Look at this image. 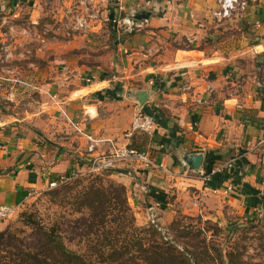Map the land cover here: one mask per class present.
<instances>
[{"label":"crops","instance_id":"0c3cea01","mask_svg":"<svg viewBox=\"0 0 264 264\" xmlns=\"http://www.w3.org/2000/svg\"><path fill=\"white\" fill-rule=\"evenodd\" d=\"M19 1L34 9L40 0ZM246 1L247 11L238 17L252 45L224 55L181 45L212 24L213 0H114L101 17L146 11L150 18L143 31L122 42L114 38L111 78L79 65L80 73L93 77L80 83L71 78L74 68L62 69L44 87L49 98L33 119L0 113V205L19 206L49 181L84 171L93 157L127 146L144 150L164 168L123 162L113 169L110 179L125 188L136 221L147 215L142 207L159 202L154 198L166 199L164 220L173 217L174 206L207 219L263 212L264 0ZM139 93L146 95L142 103ZM155 109L164 118L152 135L129 134L133 115L157 114ZM195 155L201 157L197 170L191 166ZM232 159L234 169L210 186L202 181L205 171ZM135 185L147 186L152 196L146 200ZM22 192L27 196L17 204Z\"/></svg>","mask_w":264,"mask_h":264},{"label":"rangeland","instance_id":"374dc122","mask_svg":"<svg viewBox=\"0 0 264 264\" xmlns=\"http://www.w3.org/2000/svg\"><path fill=\"white\" fill-rule=\"evenodd\" d=\"M76 2L77 0H70L67 6L63 2L40 0L34 9L33 5H23L19 0L18 7L11 9L8 8L10 3L0 5L1 114L9 113L19 119H33L34 112L45 108L43 104L49 98L44 87L53 82L62 69L67 71L66 68H74L75 72L71 78H76L80 83H85L84 79L89 73H80L77 69L79 65L90 67L96 72L102 71L108 78L114 75L115 69L111 68L110 64L115 60L114 38L117 35L113 36L109 22L106 21L107 12L100 16L101 11L107 10L111 3L100 9L99 18L92 20L89 28L70 31L68 27L72 26L73 22L75 24V19L81 16L82 9L78 8L80 4ZM72 5L74 7H71ZM13 13L16 14L15 17L12 16ZM209 17L212 24L203 26V34L201 32L199 37L197 35L196 41L190 39L192 42L188 40L184 41V45L181 43L183 47H197L207 53L218 52L227 55L233 52V49L244 50L252 45L251 41H245L243 38L245 33H242L241 17L221 23L211 15ZM261 69L263 71V68ZM104 184L109 185V182L104 181ZM56 189L59 190L60 186L53 190ZM48 191L51 190L46 187L32 191L8 219L0 222V231L11 233L15 244L32 248L39 244L43 228L56 227L70 249L85 252L87 241L84 231L91 214L87 211L77 212L74 199L68 198L63 202L59 199L61 196H47ZM157 203V223L165 230L164 235L169 240L161 233L160 236L165 241L175 242L180 251L181 247L192 245L193 240L190 237H177L173 230L193 232L192 235H198L201 230L202 235L194 238V243L199 245L200 254L207 250L209 256L205 261L208 264L217 263L219 250L232 252L246 262L264 264V211L250 218L225 214L223 219H207L189 208L177 209V206H174L173 217L164 220L160 214L161 204ZM147 206H154V201ZM130 208L135 216L133 208ZM144 208L141 210L147 215L136 221L139 227L150 225L149 209ZM188 248L192 249L191 246Z\"/></svg>","mask_w":264,"mask_h":264},{"label":"trees","instance_id":"16d2710c","mask_svg":"<svg viewBox=\"0 0 264 264\" xmlns=\"http://www.w3.org/2000/svg\"><path fill=\"white\" fill-rule=\"evenodd\" d=\"M10 1L12 8L15 0ZM109 16L113 17L112 12ZM109 26L112 29L110 22ZM112 32L114 36L116 33L113 29ZM155 113L157 114L147 115L152 116L158 123L163 116L156 109ZM212 168L205 171V174ZM112 172L113 169H110L99 174L82 176L74 182L60 186L59 190H51L46 194L51 198L61 196L59 199L63 202L72 198L76 201L77 212L87 211L91 214L84 231L87 241L85 252L70 249L56 227L43 228L39 244L32 248L15 244L12 234L4 230L0 231V264H208L205 261L209 256L207 250L200 254L199 245L194 243V238L202 235L201 230L198 231V235L173 230L177 237H190L193 240L192 245L188 243L189 245L181 247L180 251L175 242L163 240L153 226H137L136 218L127 202L126 190L121 184H116L110 179ZM224 174H227V171L211 175L206 184L210 186L213 178ZM229 176L232 175L226 178ZM104 181H108L109 185H105ZM26 196V192L18 193L17 204ZM150 196L152 194L148 191L145 199L148 200ZM154 199L160 202L161 209L165 208L166 199ZM205 239L204 236L203 240ZM189 246L192 249H189ZM204 248L206 249L205 245ZM216 264L261 263L246 262L241 256L219 250Z\"/></svg>","mask_w":264,"mask_h":264},{"label":"built area","instance_id":"2783aa9c","mask_svg":"<svg viewBox=\"0 0 264 264\" xmlns=\"http://www.w3.org/2000/svg\"><path fill=\"white\" fill-rule=\"evenodd\" d=\"M54 2H63L66 3V0H53ZM70 1V0H69ZM114 0H77L80 4L81 8V16L76 18L75 24L68 27L70 31H79V29H87L89 28V23L99 18V11L97 8L99 6L105 7L106 4L113 3ZM216 8L211 12V16L218 22H224L231 20L234 17H238L240 15H244L248 8V3L246 0H213ZM76 2V3H77ZM76 3H74L76 5ZM73 4V5H74ZM71 7H74V6ZM13 7H18V0H15V4ZM76 7V6H75ZM118 11H123L122 7H117ZM80 10V9H79ZM13 17L16 16L15 13L12 15ZM94 17V18H91ZM107 22L112 24V29L116 33L118 37V41L122 42L125 41L127 38L135 35L143 31L147 27L148 19L137 20L129 15H120L116 14L112 18L106 19ZM82 29V30H83ZM189 42H192L189 40ZM93 77L88 76L84 79L85 83H91ZM189 88H183L184 91H187ZM202 102L201 99H196V103L200 104ZM90 114V112H89ZM156 129V124L152 116L143 114V113H136L133 115L129 127V134L139 133V134H146L152 135ZM79 131V130H78ZM92 150V146L88 148V151ZM122 162H133L139 164L141 167L144 168H155V169H164L162 165L157 164L146 152L139 151L135 148H130L127 146H122L120 148L115 149L114 151L110 152L107 155L103 156H96L91 159L89 167L81 172H71L70 174L60 176L58 179L53 181H49L46 185L47 190H53L61 185L69 183L71 180H75L79 177L90 175V174H99L101 172L114 169L118 164ZM235 159H232L226 163L219 164L213 167L209 173L201 174L200 177L202 181L206 184L209 181L211 175L216 173H222L224 171H229L231 168L233 169V164ZM135 187L143 194H148V187L145 185H135ZM230 189V188H229ZM159 204L156 202L154 206L148 208V220L149 224L153 226L161 235L165 237V230L160 227L157 223L158 220V208ZM18 206H5L0 205V222L8 219L15 211ZM167 239V237H165ZM169 240V239H167Z\"/></svg>","mask_w":264,"mask_h":264},{"label":"water","instance_id":"95a60500","mask_svg":"<svg viewBox=\"0 0 264 264\" xmlns=\"http://www.w3.org/2000/svg\"><path fill=\"white\" fill-rule=\"evenodd\" d=\"M133 17L135 18V19H137V20H142V19H145V20H147V19H149L150 18V13L149 12H146V11H137L134 15H133ZM145 93H139V95L137 96L138 97V101L139 102H144V100H145ZM200 161H201V157L200 156H198V155H195V156H193L192 158H191V166L195 169V170H197L198 169V167H199V164H200ZM193 173H195V174H199V171H193Z\"/></svg>","mask_w":264,"mask_h":264}]
</instances>
